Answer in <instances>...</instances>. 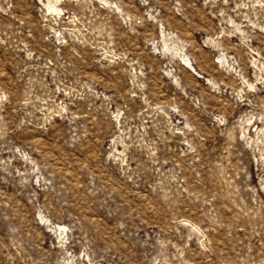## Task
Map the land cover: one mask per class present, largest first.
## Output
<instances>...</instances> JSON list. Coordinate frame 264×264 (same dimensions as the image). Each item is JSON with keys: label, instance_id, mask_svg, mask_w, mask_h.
Instances as JSON below:
<instances>
[{"label": "rangeland", "instance_id": "rangeland-1", "mask_svg": "<svg viewBox=\"0 0 264 264\" xmlns=\"http://www.w3.org/2000/svg\"><path fill=\"white\" fill-rule=\"evenodd\" d=\"M0 264H264V0H0Z\"/></svg>", "mask_w": 264, "mask_h": 264}, {"label": "bare ground", "instance_id": "bare-ground-1", "mask_svg": "<svg viewBox=\"0 0 264 264\" xmlns=\"http://www.w3.org/2000/svg\"><path fill=\"white\" fill-rule=\"evenodd\" d=\"M54 5V4H53ZM50 6V8L49 9H51V8H54V9H56V7L55 6H52V5H49ZM48 6V7H49ZM47 7V8H48ZM58 9V8H57ZM164 33V32H163ZM59 227H60V229H63L64 228V225H59Z\"/></svg>", "mask_w": 264, "mask_h": 264}]
</instances>
